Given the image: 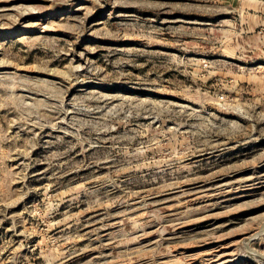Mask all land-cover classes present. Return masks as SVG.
<instances>
[{"label":"rangeland","instance_id":"obj_1","mask_svg":"<svg viewBox=\"0 0 264 264\" xmlns=\"http://www.w3.org/2000/svg\"><path fill=\"white\" fill-rule=\"evenodd\" d=\"M0 264H264V0H0Z\"/></svg>","mask_w":264,"mask_h":264},{"label":"bare ground","instance_id":"obj_2","mask_svg":"<svg viewBox=\"0 0 264 264\" xmlns=\"http://www.w3.org/2000/svg\"><path fill=\"white\" fill-rule=\"evenodd\" d=\"M224 249V248H223ZM220 254V253H219ZM223 256V255H222ZM221 258V256H218L216 259H220Z\"/></svg>","mask_w":264,"mask_h":264}]
</instances>
